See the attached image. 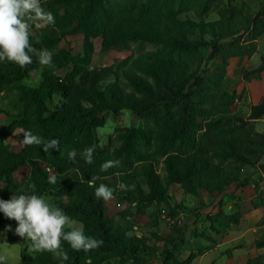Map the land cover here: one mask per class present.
<instances>
[{"label": "trees", "instance_id": "16d2710c", "mask_svg": "<svg viewBox=\"0 0 264 264\" xmlns=\"http://www.w3.org/2000/svg\"><path fill=\"white\" fill-rule=\"evenodd\" d=\"M188 3L46 0L55 24L29 40L33 47L53 53V66L42 65L36 56L23 68L0 61V92L18 93L12 102L16 114L0 110L8 118L0 125V199L9 200L14 194L52 197L51 205L79 222L86 236L104 241L99 249L85 253L62 240L61 248L69 256L62 261L54 260L53 253L47 251L27 254L30 240L21 237L19 264H101L109 259L143 264L152 257L144 238L127 235V229L106 216L104 200L98 199L95 187L89 186L91 177H99L96 187L104 183L115 189L114 196L140 207L166 203L171 184H179L185 194L221 192L238 178L244 165L259 161L264 135L254 130L251 121L264 115V97L244 117L232 111L236 94L229 92L223 81L229 57L255 52L256 40L264 33V5L252 16L239 9L228 18L220 15L215 21H196L179 17ZM208 10L204 8L202 13ZM239 16L245 18L243 25L249 31L244 40L247 45L238 40L221 43V39L235 34ZM58 24L71 27L59 33ZM67 34L82 35L81 52L73 54L59 46ZM97 37L102 51L115 45L129 49L134 44L136 49L110 65L93 67V39ZM203 46L210 48L209 60L220 58L213 70L202 67ZM40 68L38 86L23 82ZM63 68H68L63 78L56 77ZM261 71L264 58L252 72ZM122 110L132 111L143 125L116 127L107 145L100 147L97 128L105 124L103 113ZM17 128L31 130L45 141L57 139L60 150L44 152L42 146L31 145L14 153L6 138ZM90 146H95L93 164L85 163L82 155L75 162L69 160V151L82 154ZM111 159L120 160V166L101 172L100 165ZM20 166H27L29 171L15 182L13 173ZM260 168L264 170V164ZM50 176L55 177V184L49 183ZM121 182L134 184L135 190L122 191ZM29 184H35L34 193ZM238 218L239 213L227 216L232 223ZM6 226H11L6 231L11 241L17 226L0 212V228L5 230ZM64 230L72 229L65 226ZM183 231L174 227L165 238L163 250L156 253L162 264H190L196 256L190 253L180 261L174 254L183 242ZM255 243L263 247L264 238ZM245 264H264V254L249 258Z\"/></svg>", "mask_w": 264, "mask_h": 264}, {"label": "rangeland", "instance_id": "374dc122", "mask_svg": "<svg viewBox=\"0 0 264 264\" xmlns=\"http://www.w3.org/2000/svg\"><path fill=\"white\" fill-rule=\"evenodd\" d=\"M45 1L46 0H40V3L44 10L48 11L46 9ZM263 5L264 0H189V3L185 5L184 10L179 15V17L181 19L188 18L196 21H215L220 18V15L228 18L239 9L243 11L244 15L247 14L252 16ZM204 8H208L209 10L205 13H202ZM62 12V9H59V13L62 14ZM236 20L237 25L235 26L234 30L235 34L233 36L221 39V43H228L232 41H236L237 43L239 41V43L247 45L244 40L247 39L249 31L246 32V28L243 25L245 18L239 16L236 18ZM29 23L31 24V35H34L39 31H48L46 26L37 28L32 21H29ZM70 27V25L60 26L58 24L56 30L59 33L66 32L68 29H70ZM100 41L101 39L99 37L93 39L94 54L91 62V66L93 67L110 65L114 61L120 60L130 55L136 49V46L132 44L129 49H124L119 45H115L107 51H102L100 48ZM59 46L69 49L73 54H77L81 52L82 49V35L67 34L64 36V38H62ZM200 50L205 59L202 66L203 69L209 71L213 70L217 63H220V58L216 57V59L209 60L207 58L210 52V48L208 46H203L200 48ZM67 69L68 68H63L56 72V77L63 78ZM254 69L252 68L245 70L243 72V78L250 79L253 77L256 73L252 72ZM40 72L41 68L31 73L29 77H27L23 82L25 84L38 86L41 79ZM203 74L205 75L206 73ZM235 82L236 81H234L233 78L230 79L226 76L225 80L223 81V86L229 92L234 91L237 97V92L233 89ZM17 94L18 93L13 90H3L0 92V110L5 113H9V115L16 114L17 111L13 108L12 102ZM232 106L231 109L233 111ZM103 116L105 118V124L102 127L97 128V137L99 139L100 147L107 145L108 136H112L114 134V129L116 127L143 125L141 118L137 117L136 114L130 110H122L115 114L110 111H106L103 113ZM7 119L8 118L5 116V114L1 113L0 125H2ZM13 133H18V128ZM13 133L6 138L7 143L10 145V148L14 153H20L25 149V146H21L19 144V141L22 140L23 137L21 134L13 135ZM28 171L29 169L26 166L19 168L15 174H13L14 180L20 181L28 174ZM182 193L185 194L183 189L179 192L177 197L178 199L175 200L179 202H170L168 199L166 203H161L158 205L155 203H146L140 207H136L133 204H128V202L124 201L123 199H119L118 202H114L112 205L113 207L111 209V217L113 218V215H118L117 218H119L118 220L112 219L115 221V224L127 229V235H137L139 233L138 235L140 236L138 237L144 238L148 245H150L151 253L153 255L152 257L145 259L143 262L144 264H162L161 259L156 253H160L163 250L165 238L172 234V229L175 227L181 229L183 228L184 230V228L187 227V223L190 221V219H195L194 223L196 224L198 222L197 220L200 211H202V209H207L208 206H210V204L207 205L198 198L199 194H188L189 200L188 202L185 201L184 203L181 198ZM43 197L49 204L51 203V199H53L52 197ZM256 199H258V197ZM259 200L264 203V197H260ZM208 218L212 220V216ZM223 220L225 222L227 219L224 218ZM9 221L12 224L18 226L15 220L9 219ZM183 232V242L182 244H178L177 249L174 252L178 259L180 258L179 256L181 253L187 248H190L192 251L191 253L198 254L202 250L199 246V242L201 241L202 237L206 238V234L199 226L193 228L189 234H186L187 232H185V230ZM20 238V236L15 234L12 240L9 241L7 238V232L0 228V257H4L3 262L8 264H16L18 262L17 255L20 250ZM28 247H31V241H28ZM27 250L29 251V248Z\"/></svg>", "mask_w": 264, "mask_h": 264}, {"label": "crops", "instance_id": "0c3cea01", "mask_svg": "<svg viewBox=\"0 0 264 264\" xmlns=\"http://www.w3.org/2000/svg\"><path fill=\"white\" fill-rule=\"evenodd\" d=\"M263 40L264 34L256 40V50L251 55L231 56L227 60L226 76L236 81L233 89L236 90L237 97L232 108L235 113L244 117L249 115L250 107L259 103L264 97V71L256 72L250 79L243 78L245 70L257 68L262 58H264ZM251 124L256 132L264 135V115L252 120ZM261 164H264V150L259 161L254 165H244L238 178L232 181L223 191L212 194L204 190L199 191L198 198L205 204H210V206L200 211L196 224L194 223L195 219H190L187 227L184 228L185 232H187L186 234H189L193 228L199 226L206 234V238L202 237L199 242L202 250L196 254L190 264H245L249 258L264 253V246L258 247L255 243L264 237V223L262 222L264 218V203L256 199L258 195H264V170L260 168ZM21 167L23 166L19 168ZM181 190L182 188L179 184L169 185L167 200L169 199L170 202L177 200ZM188 194L182 193L181 198L184 203L189 200ZM119 199L121 198L114 196V199L107 202L104 201L108 218L119 219L117 218L118 215L111 217L112 205L114 202H118ZM254 202L257 204H254ZM234 213H239L237 222L232 223L228 220L224 222V218L227 219V216ZM211 216L212 220L208 218ZM113 222L115 224V221ZM66 226L72 230L82 227L79 222L73 220H70ZM138 234L136 236H140ZM28 248L29 251L26 250V253L32 255V248ZM191 252L190 248H187L181 253L179 260H185ZM53 258L54 260L60 259L54 254ZM17 259L18 262L16 264H19L20 250ZM101 264L120 263L116 259H109Z\"/></svg>", "mask_w": 264, "mask_h": 264}, {"label": "clouds", "instance_id": "9594fccd", "mask_svg": "<svg viewBox=\"0 0 264 264\" xmlns=\"http://www.w3.org/2000/svg\"><path fill=\"white\" fill-rule=\"evenodd\" d=\"M32 21L35 27L40 28L55 24V17L51 12L45 11L40 0H0V61H10L21 68L33 62L32 57L39 58V62L48 67H52L53 53L47 49H37L30 43ZM23 134V139L19 141L21 146L37 145L42 146L44 152L52 149H59V141L51 139L45 141L42 137L33 134L31 130L18 129V133ZM95 146H90L82 154L75 150L69 151L68 158L75 162L78 155H82L85 163L91 165L95 162ZM120 160L111 159L100 165L101 172H107L110 168L119 167ZM98 176L91 177L89 186L95 187V196L104 201L114 199L115 189L101 183L98 187L95 181ZM49 183H56L55 177H49ZM35 184H29L28 189L35 192ZM122 191H134L135 185H128L123 182L119 184ZM0 212L7 218L17 222L15 233L31 241V248L35 252L47 251L55 256L67 261L68 253L61 248V241H67L73 250L85 253L99 249L104 241L92 236H86L83 228H74L65 231V226L69 224L70 218L62 209L46 202L43 196L13 195L9 200L0 199ZM11 226H6L5 231H10ZM4 257H0V264ZM89 264L91 262L89 261Z\"/></svg>", "mask_w": 264, "mask_h": 264}]
</instances>
